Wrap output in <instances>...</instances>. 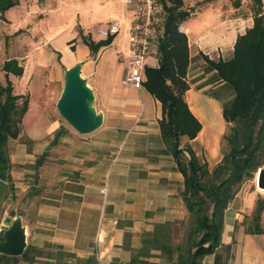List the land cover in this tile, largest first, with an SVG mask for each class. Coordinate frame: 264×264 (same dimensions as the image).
<instances>
[{
  "label": "crops",
  "instance_id": "1",
  "mask_svg": "<svg viewBox=\"0 0 264 264\" xmlns=\"http://www.w3.org/2000/svg\"><path fill=\"white\" fill-rule=\"evenodd\" d=\"M62 6V0H57L50 11L56 14ZM32 12H29L30 16L34 15ZM87 13L88 16H84L80 10L74 12L69 29L49 34L35 29L33 35L40 36V41H35V37L32 41L28 27L25 28V18L11 28L12 34L26 29L25 38L29 41L28 46L23 42L25 39L19 47L16 43L10 57L4 60L14 59L22 67L21 76L8 75L15 95L27 96L29 102L30 88L39 86L42 91L51 80L48 75L58 76L65 68L82 62L81 75L93 90L98 110L104 116L98 134L93 133L80 142L88 147L89 154L81 152V146L77 145L76 152L62 153L59 163L47 157L40 168L38 188L44 187L43 195H59L56 199H48L49 202L40 201L38 197L23 199L34 174L30 166L48 150L47 139L61 128L57 124L54 131L38 139L27 136L32 142L29 147L11 141L9 159L17 198L2 204L5 211L0 226L13 211L14 217L10 220L20 222L26 248L30 245L44 252L33 263L19 261L17 264H128L131 250L140 248L143 235L152 231L154 225L180 221L188 216L180 196L183 177L175 169L172 157L164 153L165 145L157 124L160 104L143 86L130 85L124 80L127 68L120 57L128 52L126 28L133 10L124 4L121 13L125 19L115 17L113 20L119 22V32L111 35L110 45L100 48L95 55L82 42L80 34L96 41L98 29L108 28L109 16L95 19L89 10ZM182 24L190 55L187 81L191 87L184 94L185 102L201 123L202 111L198 102L205 99L214 110L220 132L213 133L211 140L201 141L205 138L201 126L195 139L181 138V146L189 145L199 161L211 169L221 160L218 142L229 123L223 118L221 103L206 95L205 88L196 89L204 78L190 75L191 64L196 58L202 60L200 54L213 61L230 59L237 36L252 26L253 18L229 17L228 12L209 5L190 11ZM61 30V34H67L60 45L53 43L56 40L53 37ZM19 48L23 53H17ZM114 61L122 63L120 72ZM157 64L158 58L154 67ZM45 71L47 75H44ZM4 76L3 73L5 82ZM17 83L25 85L24 93H17ZM55 98L56 91L50 90L49 102L53 103ZM202 148L207 153L206 160L199 157ZM59 182L64 186H80L81 191L53 190L52 186ZM257 196V192L246 195L241 208L237 206L238 196H235L224 213L221 244L223 248L231 249L232 258L228 264H264V235L235 230L240 212L253 206ZM57 247L64 254L62 257H58ZM204 264H213V256L207 257Z\"/></svg>",
  "mask_w": 264,
  "mask_h": 264
},
{
  "label": "trees",
  "instance_id": "2",
  "mask_svg": "<svg viewBox=\"0 0 264 264\" xmlns=\"http://www.w3.org/2000/svg\"><path fill=\"white\" fill-rule=\"evenodd\" d=\"M261 4V0H255ZM18 4V0H0V18L4 12ZM183 0H169L165 6L163 37L159 46L158 64L144 70L143 88L160 104L161 115L157 121L164 153L170 155L175 169L182 175L180 196L187 211V218L154 225L152 231L143 235L139 249H132L128 264H204L213 256V264H227L232 258L230 247H222L224 213L236 196L240 185L252 179L258 169L264 167V15L253 16V24L238 35L233 45V55L227 60H210L200 54L211 78L203 86H210L204 93L222 104L224 120L231 124L224 137L227 152L218 164L210 170L206 163L196 157L189 145L181 146V138L195 139L201 124L190 112L184 99L190 89L187 81L190 55L187 37L177 27L189 17L182 10ZM82 42L92 55L100 48L110 45L112 37L97 42L80 34ZM0 71L5 83L0 84V218L5 209L2 204L16 200V189L11 178L12 164L9 159L11 141L31 146L28 138L23 140V118L28 109V97L13 93L8 75L19 77L22 67L14 59L4 61ZM62 134L59 129L50 142L54 146ZM48 157L47 151L38 156L30 166L34 171L31 186L24 199L38 197L49 202L56 199L55 193L43 195L38 188L40 168ZM52 189L80 192V186H64L55 183ZM47 197L43 199L41 197ZM64 197H66L64 195ZM264 210V200L258 199L253 213L254 231L263 234L258 223ZM186 228L183 240L174 243L177 228ZM126 246V244H125ZM58 257L64 255L57 247ZM157 252V254H156ZM43 250L28 245L19 257L0 254V264H17L19 261L33 263L42 256Z\"/></svg>",
  "mask_w": 264,
  "mask_h": 264
},
{
  "label": "rangeland",
  "instance_id": "3",
  "mask_svg": "<svg viewBox=\"0 0 264 264\" xmlns=\"http://www.w3.org/2000/svg\"><path fill=\"white\" fill-rule=\"evenodd\" d=\"M57 0H18L19 4L11 7L10 9L6 10L4 12V15L2 17V21L6 22L2 23L0 21V64L2 61L10 57V52L13 51V46L17 43L16 47H19L21 44V40L25 39L23 42L26 43V46H28V39L25 35V31L28 27V31L30 32V37L32 38V41H37L40 36L33 35L35 33V29H40L39 32L41 33H51L56 32L59 29H69L71 24V19L73 18V13L77 11H82L84 13V16H88L87 10H89L92 15L95 17V19H102L106 16H109V23L113 20H115V17H119L118 19H125L122 11H124V3L122 0H62L63 6L60 8L58 13L53 14L50 9L52 7L53 2H56ZM255 0H183V7L182 10L185 12L193 11L195 8L199 7H205V6H213L216 9H222L223 11L228 12L229 17L231 16H249L253 18V16L257 13H261L264 15V0H261V4H257ZM40 9V10H39ZM37 10L35 13L32 11ZM39 10V11H38ZM44 10V11H42ZM29 12H32V16L29 15ZM26 19V29L23 31H20L16 34H12L11 28H13L17 22L20 21V19ZM62 30L56 35V37H53L56 40L53 41V43H60L62 42L63 38L67 33L61 34ZM58 36V37H57ZM99 36V35H98ZM105 39L102 37H98V39ZM98 39L95 41L97 42ZM19 42H18V41ZM22 48V47H21ZM21 48H19V52L17 53H23L21 52ZM17 50V49H15ZM21 50V51H20ZM112 53V50L108 52V54ZM199 58H196V61L193 60L191 64L190 69V75H197L204 78L203 81H201L199 86H203V84H206L208 80L211 78L212 73L206 72V64L202 60H198ZM52 63L55 64V59L51 60ZM157 61V57H151L146 61V67H154L155 63ZM120 70L122 69V63H118L114 61ZM122 65V66H121ZM125 65V64H124ZM1 66V65H0ZM28 70V69H27ZM46 72V71H45ZM47 75V72L44 74ZM45 77V76H44ZM51 78L48 83L45 84L42 91L39 86H33L29 89L30 92V98L28 102V108L27 112L25 114L24 120H23V140L27 139V136L29 138L38 139L41 137H45L47 134L54 131V129L57 127V124L59 125V128H62V134L60 139L58 140V143L54 146L50 145V142L52 141L54 137V133L51 135L50 138L47 139L49 141V145L47 148L48 156L52 158V160H59L60 155L65 152H76V146H81L80 151L86 154H89L87 152V146L86 145H80V142H83L85 138H90L93 135H87V136H81L78 135L58 114L55 104L57 102V99L59 97V94L62 89L63 85V71L60 72L58 76H49ZM3 80V73L0 71V84L4 85ZM205 90L209 89L210 86H204ZM25 85H22V83H17L16 91L17 93H24L25 91ZM50 90L56 91V98L53 100V103H50ZM199 106L201 109L202 116L201 118V126L204 128L205 132V138L201 141L211 140L213 133H219L220 132V124H217V119L215 118L214 110L212 111V106L207 104L204 100H200ZM219 103H221L219 101ZM222 107V104H220ZM94 107L98 110V104L96 103V99L94 102ZM99 111V110H98ZM224 122V121H223ZM222 124V123H221ZM231 124H227L226 126V132L221 137V139L218 142V152L221 156L227 152V146L224 141V137L228 135L230 130ZM58 130V129H57ZM100 130V129H99ZM98 131L94 133L95 135L98 134ZM94 135V136H95ZM187 140V139H186ZM184 139V141H186ZM66 141L65 143H63ZM204 143L201 142V145ZM200 145V143H199ZM52 150H51V149ZM66 148V150H65ZM68 148V150H67ZM72 148V149H71ZM195 149H197V145H195ZM51 150V151H49ZM72 150V151H71ZM43 154V153H42ZM41 154V155H42ZM199 157L203 160H206L207 153L205 149H200L199 151ZM59 163V161H58ZM216 166V165H215ZM214 166V167H215ZM213 167V168H214ZM211 168L210 170H212ZM264 168V167H262ZM257 173V172H256ZM255 178L256 174L252 179L245 180L239 187V190L236 194L238 196V199H236L237 206L242 207L243 202L245 201V197L248 194H252V192H257L258 196L256 200L253 202V206L245 207L243 212H240V216L238 217V221L235 226L236 231H244L247 232L248 230L254 231L255 229V223L253 222V213L255 211V204L258 199L264 200V192H261L258 190L255 184ZM231 204V203H230ZM252 205V204H251ZM264 212V210H263ZM263 212L260 217V221L258 223V230L264 231V217ZM178 232L174 235L173 241L174 243H180L183 240L184 234L186 232V228L179 227L177 228ZM56 252H58L56 250ZM161 264H164V259L160 260ZM229 263V260L227 261V264Z\"/></svg>",
  "mask_w": 264,
  "mask_h": 264
},
{
  "label": "water",
  "instance_id": "4",
  "mask_svg": "<svg viewBox=\"0 0 264 264\" xmlns=\"http://www.w3.org/2000/svg\"><path fill=\"white\" fill-rule=\"evenodd\" d=\"M82 62L63 70V85L55 108L61 118L78 134L87 136L103 126L104 116L94 107L95 94L81 75ZM256 187L264 191V168L258 169ZM0 226V254L19 257L26 248V241L20 222H13L10 212Z\"/></svg>",
  "mask_w": 264,
  "mask_h": 264
},
{
  "label": "built area",
  "instance_id": "5",
  "mask_svg": "<svg viewBox=\"0 0 264 264\" xmlns=\"http://www.w3.org/2000/svg\"><path fill=\"white\" fill-rule=\"evenodd\" d=\"M123 2L133 10L126 28L128 52L120 57L127 68L124 80L127 84L142 86L146 59L159 55L165 23L164 8L169 5V0H123ZM119 30V22L111 21L108 28L98 29L97 33L100 37L107 38ZM177 30L184 32L182 23L178 25Z\"/></svg>",
  "mask_w": 264,
  "mask_h": 264
},
{
  "label": "bare ground",
  "instance_id": "6",
  "mask_svg": "<svg viewBox=\"0 0 264 264\" xmlns=\"http://www.w3.org/2000/svg\"><path fill=\"white\" fill-rule=\"evenodd\" d=\"M259 189V188H258ZM260 191L264 192L263 190L259 189Z\"/></svg>",
  "mask_w": 264,
  "mask_h": 264
}]
</instances>
